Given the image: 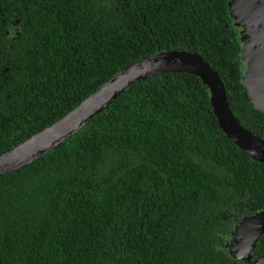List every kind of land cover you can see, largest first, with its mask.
<instances>
[{"label":"trees","instance_id":"trees-1","mask_svg":"<svg viewBox=\"0 0 264 264\" xmlns=\"http://www.w3.org/2000/svg\"><path fill=\"white\" fill-rule=\"evenodd\" d=\"M230 1L0 0V154L165 51L199 54L264 139ZM260 211L264 163L225 134L198 76L163 73L0 176V264H245L233 232Z\"/></svg>","mask_w":264,"mask_h":264},{"label":"water","instance_id":"water-1","mask_svg":"<svg viewBox=\"0 0 264 264\" xmlns=\"http://www.w3.org/2000/svg\"><path fill=\"white\" fill-rule=\"evenodd\" d=\"M258 0H231L229 3L234 23L238 27L249 23L241 30V40L245 44L242 55L245 58L248 44L256 52L258 59L253 66L254 72L264 73V50L259 44L264 37V4ZM247 10L254 12V17L246 16ZM260 20V23L259 21ZM245 27V26H244ZM259 48V49H258ZM138 71L134 75L132 73ZM185 72L198 76L208 87L213 112L225 134L246 154L264 163V139L246 129L232 113L226 90L218 73L197 53L187 51H165L142 58L116 75L109 78L81 101L67 114L39 130L28 139L0 154V176L18 171L46 155L64 141L76 134L96 114L101 112L121 93L135 84L163 73ZM258 97H253L247 86L254 105L264 110V79ZM264 235V211L244 217L233 235L230 247L231 255L245 264H264V254L253 258V250Z\"/></svg>","mask_w":264,"mask_h":264},{"label":"rangeland","instance_id":"rangeland-1","mask_svg":"<svg viewBox=\"0 0 264 264\" xmlns=\"http://www.w3.org/2000/svg\"><path fill=\"white\" fill-rule=\"evenodd\" d=\"M254 15H255L254 12L247 10V12H246L247 17L252 18V17H254ZM258 21L260 23V20H258ZM248 22L249 23L243 25L241 28H244V26H245V28H247L246 26H248V24L251 26L250 20H248ZM262 38H264V37H261V39ZM256 44L257 43H254L252 45L248 44V48L246 50L245 58L242 55V60H243V62H245V65H246L245 73H244L246 85L248 86L252 96L255 98L260 95V92H261L260 88L262 86L261 84L263 83L262 80L264 79V73L263 72H254L253 71V66H255V61L258 59V57H256V52H254V50H256V49L253 48V50H250V47L253 45H256ZM244 45L245 44L243 43L242 50L244 49ZM259 48L261 51L264 50V39H263L262 43L259 44ZM262 65H264V64H262ZM235 232H236V228L233 232V235L235 234ZM232 240H233V238H232ZM232 242L233 241H231V243ZM229 252H230V250H229Z\"/></svg>","mask_w":264,"mask_h":264},{"label":"flooded vegetation","instance_id":"flooded-vegetation-1","mask_svg":"<svg viewBox=\"0 0 264 264\" xmlns=\"http://www.w3.org/2000/svg\"><path fill=\"white\" fill-rule=\"evenodd\" d=\"M258 1H259V2H260V1H263L262 4H264V0H258ZM239 28H240V31L245 29V27H244V28L239 27ZM252 259L254 260L255 258L253 257Z\"/></svg>","mask_w":264,"mask_h":264},{"label":"bare ground","instance_id":"bare-ground-1","mask_svg":"<svg viewBox=\"0 0 264 264\" xmlns=\"http://www.w3.org/2000/svg\"><path fill=\"white\" fill-rule=\"evenodd\" d=\"M138 71H134L133 73H132V75H134L135 73H137Z\"/></svg>","mask_w":264,"mask_h":264}]
</instances>
